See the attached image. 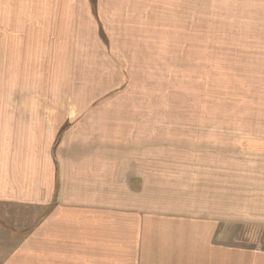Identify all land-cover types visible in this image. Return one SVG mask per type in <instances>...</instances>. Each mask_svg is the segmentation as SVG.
<instances>
[{"label":"crops","instance_id":"crops-1","mask_svg":"<svg viewBox=\"0 0 264 264\" xmlns=\"http://www.w3.org/2000/svg\"><path fill=\"white\" fill-rule=\"evenodd\" d=\"M223 1L242 12L246 65L264 67V0ZM182 2L189 17L191 0ZM159 4L0 0V264H144V212L178 221L169 228H200L199 240L208 230L202 242L209 248L199 246L198 264H264V122L246 125L226 165L216 148L212 160L198 161L206 149L173 132L143 140L129 128L127 144L135 145L119 155L104 128H79L77 108L36 105L30 91H40L36 83L55 52L78 51L80 11L107 43L125 44L142 34L132 22L139 20L141 29L143 19L158 18L148 9L156 13ZM20 84H29L28 91L17 90ZM224 171L230 172L228 217ZM133 179L137 194L150 189V212L133 197L108 196L111 186L118 189L113 193L132 192ZM224 227H230L226 250Z\"/></svg>","mask_w":264,"mask_h":264},{"label":"rangeland","instance_id":"rangeland-1","mask_svg":"<svg viewBox=\"0 0 264 264\" xmlns=\"http://www.w3.org/2000/svg\"><path fill=\"white\" fill-rule=\"evenodd\" d=\"M159 2L156 13L148 9L159 17L143 19L141 29L139 20L132 22L131 29L142 34L125 44L107 43L98 34L94 19L80 11L79 49L55 52L56 57L47 61L46 77L36 83L40 91L30 90L38 95L36 105L77 108L73 119H78L79 128L86 124L90 132L104 128L111 135L112 150L119 155L135 145L127 144L125 135L130 128L143 140L150 134L173 132L175 138L190 139L191 147L206 149L199 152L205 155L198 161L212 160L216 148L223 163L230 164V150L246 132V125L264 122V67L246 65L248 37L242 12L230 11L233 2L191 0L188 17L182 0H170L168 5L166 0ZM129 181L132 192L113 193L118 189L111 186L108 196L111 200L133 197L150 212V189L137 194L134 179ZM222 182L228 217L229 171L222 173ZM143 217L147 219L144 264H198L199 246L202 252L209 248V242H202L210 235L208 230L199 240L200 228L184 227L183 231L167 226L178 223L172 218L159 222L145 212ZM228 231L230 227H224V250L231 244Z\"/></svg>","mask_w":264,"mask_h":264}]
</instances>
